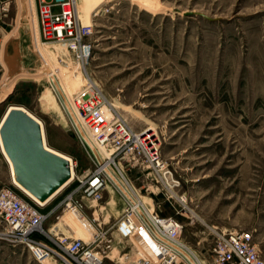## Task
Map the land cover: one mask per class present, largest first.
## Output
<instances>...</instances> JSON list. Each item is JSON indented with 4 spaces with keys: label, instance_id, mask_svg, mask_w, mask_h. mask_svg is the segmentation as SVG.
Here are the masks:
<instances>
[{
    "label": "rangeland",
    "instance_id": "obj_1",
    "mask_svg": "<svg viewBox=\"0 0 264 264\" xmlns=\"http://www.w3.org/2000/svg\"><path fill=\"white\" fill-rule=\"evenodd\" d=\"M3 4L0 33L15 62L11 74L26 71L36 79L9 81L0 119L9 106L23 107L41 121L47 147L71 158L75 175L83 174L104 151L69 108L74 74L83 76L85 69L134 131L149 130L158 139L186 200L183 210L149 170L117 159L135 192L111 165L100 201L77 194L54 208L75 185L69 182L43 208L51 210L41 236L46 244L67 258L58 239L88 241L96 222L114 241L105 264H131L139 253L163 256L166 248L141 224L130 239L118 238L113 224L134 198L182 223L181 240L191 252L182 249L193 264H208L210 228L251 232L264 258V0H86L83 21L90 22L83 24L93 32L84 64L39 39L34 0ZM4 185L12 180L0 152ZM42 263L55 264L49 257ZM0 264L41 263L23 245L0 239Z\"/></svg>",
    "mask_w": 264,
    "mask_h": 264
},
{
    "label": "built area",
    "instance_id": "obj_2",
    "mask_svg": "<svg viewBox=\"0 0 264 264\" xmlns=\"http://www.w3.org/2000/svg\"><path fill=\"white\" fill-rule=\"evenodd\" d=\"M34 1L39 39L44 43L63 46L78 64H84L92 53L89 36L93 26L80 20L76 0ZM6 9L4 4L1 5L0 15ZM2 37L0 33V50ZM107 103L106 97L89 76L69 100L71 109L78 111L81 124L88 131L93 144L97 148L103 147L107 155L102 157L100 154L101 159L96 156L94 165L83 174L75 175L74 172L70 182L74 181L75 185L54 208L67 200L72 201L77 194L91 203L100 201L110 166L118 169L116 160L124 159L130 166L138 165L149 170L167 198L177 201L186 210L185 196L178 192L181 181L162 157L158 139L149 130L134 131L115 109L106 113L104 108ZM69 162L71 164L73 160L70 158ZM45 204L25 195L13 181L11 186L0 187V239L23 245L31 258L41 264L48 257L55 264H105V258L114 249V241L108 229H103L94 217L95 225L88 241L79 238L67 241L65 237L58 239L57 245H63L67 258L46 244L41 236L47 235L44 223L51 210L44 211ZM76 207L72 210L79 212ZM138 224L146 228L167 252L159 258L139 253L140 256L131 264H192L180 250L183 248L191 252L181 240L183 225L176 218L160 217L154 209L149 210L141 201L131 198L126 201L113 226L119 239H130ZM210 232L213 242L208 249V264H264L251 232L216 228H210ZM199 261V264H203Z\"/></svg>",
    "mask_w": 264,
    "mask_h": 264
},
{
    "label": "water",
    "instance_id": "obj_3",
    "mask_svg": "<svg viewBox=\"0 0 264 264\" xmlns=\"http://www.w3.org/2000/svg\"><path fill=\"white\" fill-rule=\"evenodd\" d=\"M0 140L12 164V177L39 202H48L68 184L69 160L44 145L41 125L27 110L14 106L6 111Z\"/></svg>",
    "mask_w": 264,
    "mask_h": 264
},
{
    "label": "bare ground",
    "instance_id": "obj_4",
    "mask_svg": "<svg viewBox=\"0 0 264 264\" xmlns=\"http://www.w3.org/2000/svg\"><path fill=\"white\" fill-rule=\"evenodd\" d=\"M76 2H77V13H78V16H79V18H80V20L82 21V23H88V22H90V18H88V22H85V21H83V17H84V13H82V11L83 10H85V7H86V0H76ZM88 12L90 13V12H92V8H90V9H88ZM88 13V14H89ZM90 15V14H89ZM2 42H3V37H2ZM1 45H2V49L0 50V51H4V55H3V63H4V65H5V72H4V80H8V79H10L11 78V76H12V71H13V69H14V61H13V59H12V57L10 56V54H7L6 52H5V50H4V44L3 43H1ZM12 64H13V66H12ZM55 73V72H54ZM54 73H52L53 75H55ZM83 76H81V74L79 75V73H76V75L74 74V77H75V81H76V85H75V87H74V90L76 91V90H78L79 88H81L84 84H85V82H86V80H87V78H88V75H87V72L85 71V69H83ZM56 78H57V80H58V76L56 75ZM81 78H83V79H81ZM73 90V91H74ZM74 91V92H75ZM71 95H72V93H71ZM71 99V98H70ZM69 99V100H70ZM68 100V101H69ZM70 106V105H69ZM12 107H14L13 105H11V106H9L8 108H7V110L8 109H10V108H12ZM16 107H20V108H23V107H21V106H17L16 105ZM70 109H71V107H69ZM24 109V108H23ZM112 109H114V107L112 106V104L108 101V103H107V107L106 108H104V111L106 112V113H110V111L112 110ZM6 110V111H7ZM26 110V109H25ZM71 111L73 112V114L74 115H76L79 119H81V117H80V115H79V113H78V111L77 110H73V109H71ZM6 113V112H5ZM30 113V112H29ZM4 116V115H3ZM34 118L40 123V125H41V128H42V137H43V141H44V145L47 147V145H46V143H45V138H44V130H43V126H42V123H41V121L40 120H38L35 116H34ZM2 120V119H1ZM1 122V121H0ZM48 148V147H47ZM48 149H50V148H48ZM102 149L104 150V151H102L103 152V154L101 153V155H103L104 157L106 156V154H107V152H105L106 150L102 147ZM0 150H1V152H2V154H3V156L5 157V159H6V161L8 162V165H9V168H10V172H11V178H12V181H13V183H14V185L18 188V189H20L25 195H27L28 197H30L32 200H34V201H36L37 203H40V204H45L46 202H39L35 197H33L29 192H27L24 188H22L16 181H15V179L12 177L13 176V169H12V164H11V162H10V160H9V158L7 157V155H6V153L4 152V149H3V147H2V143H1V140H0ZM50 150H52V149H50ZM52 151H54V150H52ZM54 152H56V153H58L59 155H61V156H63V157H65L66 159H70L69 157H67L66 155H64V154H62V153H59V152H57V151H54ZM73 162L70 164V169H71V175H74V168H73ZM118 168V167H117ZM118 170V173H119V175L121 176V178H122V180L124 181V183H126V185L128 186V188L132 191V193H134L135 192V190L132 188V186L130 185V183L129 182H127V180H126V178H125V176H122L121 175V170L118 168L117 169ZM72 178V177H71ZM71 178H70V180H71ZM69 180V181H70ZM69 181L67 182V183H69ZM67 184H65V186H66ZM65 186H63V188L65 187ZM62 188H60L54 195H56L60 190H61ZM52 197V196H51ZM138 229L139 228H136L135 229V231H134V233H138ZM180 250H182V252H186L185 250H183L182 248H180ZM188 258V257H187ZM191 262V261H190ZM193 264V263H192ZM197 264V263H196Z\"/></svg>",
    "mask_w": 264,
    "mask_h": 264
},
{
    "label": "crops",
    "instance_id": "obj_5",
    "mask_svg": "<svg viewBox=\"0 0 264 264\" xmlns=\"http://www.w3.org/2000/svg\"><path fill=\"white\" fill-rule=\"evenodd\" d=\"M25 4V2L23 1V5ZM16 44V43H15ZM16 47L17 48H19L18 47V45H16ZM33 47V46H32ZM59 47H61V46H59ZM62 48V47H61ZM61 48H58V47H56V48H54L55 50H57V51H62L61 50ZM35 49V48H34ZM36 51V50H35ZM3 52V55H4V51L2 50V51H0V66H1V62H2V56H1V53ZM42 52V51H41ZM52 52H53V54H55L54 53V50H52ZM36 53H37V55L39 56V58L41 57V54H40V52L39 51H36ZM10 54V53H9ZM41 59H42V57H41ZM15 64V63H14ZM3 77H4V74H3ZM1 78L0 79V101H2L3 99H4V96L2 97V94H3V90H5V89H7L8 88V86H9V81H17L18 79H20V78H25V77H28V78H34V79H36V76L34 75V74H28V73H26V71L25 72H20V73H18L17 75L16 74H12V76H11V78L10 79H8V80H4V78ZM68 92V91H67ZM65 95H66V92H65ZM13 106H15V105H13ZM7 110V109H6ZM6 112V111H5ZM5 112H4V114H5ZM3 114V115H4ZM2 118H3V116H2ZM1 118V119H2ZM1 119H0V121H1ZM0 152H1V150H0ZM2 153V152H1ZM3 155V154H2ZM4 157V156H3ZM4 160H5V162H6V164H7V167H8V171H9V173H10V178H11V172H10V168H9V165H8V162L6 161V159H5V157H4ZM12 179V178H11ZM139 227H140V229H141V227L142 226H140V225H138Z\"/></svg>",
    "mask_w": 264,
    "mask_h": 264
},
{
    "label": "trees",
    "instance_id": "obj_6",
    "mask_svg": "<svg viewBox=\"0 0 264 264\" xmlns=\"http://www.w3.org/2000/svg\"><path fill=\"white\" fill-rule=\"evenodd\" d=\"M10 96V95H9Z\"/></svg>",
    "mask_w": 264,
    "mask_h": 264
}]
</instances>
